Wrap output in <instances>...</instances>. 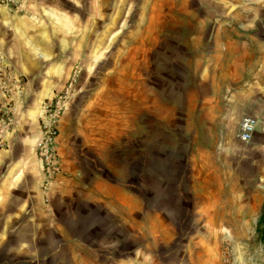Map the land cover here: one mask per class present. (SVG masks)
<instances>
[{"label": "rangeland", "instance_id": "obj_1", "mask_svg": "<svg viewBox=\"0 0 264 264\" xmlns=\"http://www.w3.org/2000/svg\"><path fill=\"white\" fill-rule=\"evenodd\" d=\"M62 21H70L69 26ZM197 21H264V0L0 2V66L20 79V92L13 95L11 107L19 100L25 112L33 104L63 94L57 124L64 142L60 152L63 162L73 168L66 177L80 176L88 186L95 180L116 181L143 194L150 211L165 212L171 222L177 234L170 243L183 242L204 220L196 210L200 197L189 186L191 177L235 181L219 189L230 199L225 204H236L232 197L244 193L250 200L246 201L245 217L219 219L224 227L218 240L221 264H264V200H253L255 194L264 199V152L257 148L264 145V138L254 133L248 142H239L237 154L224 146L227 139L223 137L194 136L201 130L196 131L197 123L192 125L188 119L196 115L186 107L189 89L182 83L184 77L160 71L164 62L174 59L173 51L191 49L188 38L178 45L183 34L196 29L204 32ZM41 35L50 37L46 45L50 51L58 48V54L42 55L46 47ZM62 35L69 38L63 50ZM30 53L36 60L26 57ZM65 56H69L67 61ZM65 61L69 67L62 73ZM48 80L60 84L44 94ZM258 125L264 129V117ZM207 146L212 168L191 169V151L200 152V147ZM80 208L87 211L78 218L81 229L77 231L84 237L88 224L96 220L89 217L92 204ZM26 235L9 237L15 245ZM166 243L170 244L159 242L155 256ZM14 245L0 244V264L74 262L63 260L61 253L46 255L50 250H38L39 255L31 258ZM81 252L92 260L93 249Z\"/></svg>", "mask_w": 264, "mask_h": 264}, {"label": "crops", "instance_id": "obj_2", "mask_svg": "<svg viewBox=\"0 0 264 264\" xmlns=\"http://www.w3.org/2000/svg\"><path fill=\"white\" fill-rule=\"evenodd\" d=\"M62 22L69 26L70 21ZM197 22L204 32L198 33L196 29L195 33L183 34L178 45L181 47L188 38L191 49L173 51L174 59L164 62L160 71L184 77L182 83L189 89L185 106L196 117L183 114V119H191L192 125L197 123L195 129L201 132L194 136L223 137L227 139L224 146L238 154L241 141L237 131L242 116L254 117V133L264 138V129L257 126L264 117V21ZM41 38L46 47L43 56L59 53L58 48L50 51L46 45L50 42L48 35ZM60 38L63 50L69 45V38L64 35ZM32 54L26 57L36 60ZM65 57L67 61L69 56ZM66 61L60 69L62 73L68 70ZM58 84V80H48L44 94ZM42 102L24 112L16 100L15 131L4 135L5 144L0 148V244L14 245L9 235L25 233V238L15 243V249L25 250L31 258L39 255L38 250H50L46 255L61 253L63 260L74 261L73 264H87L85 259L88 264H221L218 240L224 227L219 219L245 217L246 201L250 200L244 193L232 197L231 202L236 204H225L230 199L226 200L219 189L234 185L235 181L191 177L189 186L200 197L196 210L204 220L183 242L170 243L177 234L171 222L165 212L150 211L143 194L133 193L116 181L95 180L88 186L80 176L66 177L73 168L63 162L60 148L64 142L59 134L56 147L61 172L44 184L41 164L33 151L39 136L36 114ZM257 148L264 152V145ZM200 149L191 151V169L209 170L210 148ZM257 196L253 200H264ZM91 204L94 210L89 217L96 221L88 224L86 235L81 237L77 231L81 229L78 218L87 211L80 207ZM161 240L170 244L166 243L155 256ZM92 249L91 261L82 256L81 251ZM74 251L80 255L76 256Z\"/></svg>", "mask_w": 264, "mask_h": 264}, {"label": "built area", "instance_id": "obj_3", "mask_svg": "<svg viewBox=\"0 0 264 264\" xmlns=\"http://www.w3.org/2000/svg\"><path fill=\"white\" fill-rule=\"evenodd\" d=\"M8 0H0L7 2ZM20 79L10 70L0 66V147L4 145V135L13 130L16 124L12 96L20 92ZM63 94H55L45 99L37 112L39 136L34 144V155L40 161V169L44 184L50 182L61 172L59 156L57 154L56 137L60 110L63 106ZM256 128V119L250 115L241 117L238 124L237 138L241 142H248ZM228 251L225 250V253Z\"/></svg>", "mask_w": 264, "mask_h": 264}]
</instances>
